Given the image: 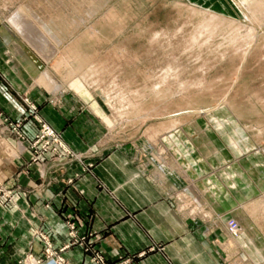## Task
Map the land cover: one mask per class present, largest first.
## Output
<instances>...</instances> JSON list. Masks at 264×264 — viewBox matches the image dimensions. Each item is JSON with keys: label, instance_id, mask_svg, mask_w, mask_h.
<instances>
[{"label": "rangeland", "instance_id": "1", "mask_svg": "<svg viewBox=\"0 0 264 264\" xmlns=\"http://www.w3.org/2000/svg\"><path fill=\"white\" fill-rule=\"evenodd\" d=\"M7 37L11 56L41 82L42 105L82 111L98 146L120 150L145 176L163 168L170 181H182L174 194L187 216L195 218L191 210L201 207L212 213L203 220H211L210 204L234 195L233 217L223 218L233 238L225 253L232 264L260 262L264 0H0V43ZM14 95L20 112L13 117L0 108V139L18 163L11 176H0V204L25 194L23 177L49 186L53 165L65 170L80 160L83 173L93 168L39 103L27 93ZM193 167L213 176L194 183L186 173ZM60 183L62 189L73 178ZM65 221L69 236L78 237V220ZM34 232L43 245L31 264H67L44 231ZM93 259L108 264L100 252Z\"/></svg>", "mask_w": 264, "mask_h": 264}, {"label": "crops", "instance_id": "2", "mask_svg": "<svg viewBox=\"0 0 264 264\" xmlns=\"http://www.w3.org/2000/svg\"><path fill=\"white\" fill-rule=\"evenodd\" d=\"M4 39L0 43L2 111L16 117L20 104L14 93L29 94L44 117L62 131L65 143L84 163L93 162V168L83 173L80 160H71L65 170L53 165L45 188L36 186L40 182L36 176L21 179L25 194L11 204H0V264L20 260L31 264L40 258L43 241L33 233L36 230L48 235L52 248L67 264H100L93 259L96 252L108 264H232L225 250L233 245V238L228 239L223 218L233 217L238 206L234 195L227 199L220 194L217 204H210L215 211L211 220H203L201 215L209 218L212 213L201 207L191 210L195 218L187 216L174 194L182 189L176 188L182 181L177 185L170 181L163 168L157 176H145L120 150L98 146L91 141L94 131L82 111L42 105L41 82L27 76L23 62L9 53L8 37ZM28 129L32 133L34 124ZM16 163L11 146L0 139V176H11ZM194 167V173L186 171L194 183L213 176L208 175L212 170L203 174L200 169L202 175ZM63 178H73V183L60 189ZM243 189L239 191L244 193ZM67 219L78 220V237L69 236ZM257 254V264H264V253ZM242 255L252 258L244 250ZM254 259L249 263L256 264Z\"/></svg>", "mask_w": 264, "mask_h": 264}, {"label": "bare ground", "instance_id": "3", "mask_svg": "<svg viewBox=\"0 0 264 264\" xmlns=\"http://www.w3.org/2000/svg\"><path fill=\"white\" fill-rule=\"evenodd\" d=\"M252 13H253V9H252ZM154 144V143H153ZM197 208V207H196ZM200 211V210H199ZM194 212V211H193ZM195 214V213H194ZM237 226L236 222L233 224V227L231 228V230H233L235 227ZM241 229V228H240ZM237 231V230H236ZM245 244V243H244ZM250 247V246H249ZM262 256V255H261Z\"/></svg>", "mask_w": 264, "mask_h": 264}, {"label": "built area", "instance_id": "4", "mask_svg": "<svg viewBox=\"0 0 264 264\" xmlns=\"http://www.w3.org/2000/svg\"><path fill=\"white\" fill-rule=\"evenodd\" d=\"M232 223V222H231ZM55 264V263H54Z\"/></svg>", "mask_w": 264, "mask_h": 264}]
</instances>
